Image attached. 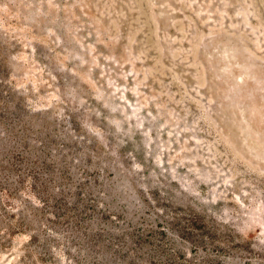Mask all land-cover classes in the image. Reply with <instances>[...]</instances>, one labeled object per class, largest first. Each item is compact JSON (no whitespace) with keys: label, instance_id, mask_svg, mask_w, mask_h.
<instances>
[{"label":"rangeland","instance_id":"374dc122","mask_svg":"<svg viewBox=\"0 0 264 264\" xmlns=\"http://www.w3.org/2000/svg\"><path fill=\"white\" fill-rule=\"evenodd\" d=\"M0 264H264V0H0Z\"/></svg>","mask_w":264,"mask_h":264}]
</instances>
